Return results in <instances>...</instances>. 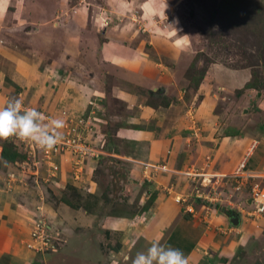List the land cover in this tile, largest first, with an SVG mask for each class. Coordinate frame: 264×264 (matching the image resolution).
<instances>
[{
	"label": "crops",
	"instance_id": "0c3cea01",
	"mask_svg": "<svg viewBox=\"0 0 264 264\" xmlns=\"http://www.w3.org/2000/svg\"><path fill=\"white\" fill-rule=\"evenodd\" d=\"M36 1L29 0L27 3L33 12ZM38 1L48 10L46 24L34 26L25 33L26 39L23 37L19 42L18 34L11 31L6 22L7 16L16 11L9 6H0L3 8L0 10V106L10 98H17L16 93L26 87V93L18 97L23 100L24 106L36 108L47 118H62L65 121L63 114L73 112L76 114L75 120H92L95 123H91L88 138L99 141L102 135L99 133V115L105 108L106 97H111V94L119 97L127 103L126 109L129 110V113L122 116L119 129L126 132L125 137L128 139L144 137V145L139 142L138 146L145 149L146 159L139 162L141 164L146 161L143 166L146 178L152 175L151 179L158 177L165 181L163 185L171 201L166 208L170 211L171 219L176 217L160 243L165 247L180 249L189 264H264V253H258L256 257V252L249 248L261 233L264 213L256 218L248 217L245 212L250 208L249 201L243 207L239 205L236 210L229 206L225 209L212 207L201 204L199 200V205L194 206L197 213L192 215L182 211L178 203L171 199L177 194L186 196L194 193V187L189 186L190 179L183 177L181 174L184 170L180 169L214 172L222 177L217 179L218 185L220 181L225 183L227 180L224 178L227 179L243 161L244 169L259 173L264 183V92L249 88L241 94L233 95L235 90L242 88L250 79V71L245 68L229 69L211 63L198 88L186 101L182 99L185 86L181 73L186 68L182 59L183 48L188 45L183 42L176 48L178 46L173 42L164 43L170 31L177 29L171 25L174 18L165 13L170 22L163 17L164 22L160 25L161 19L159 22L158 19L161 13L164 16V12L159 9L157 11L151 0H105L103 6L99 7L93 0ZM21 6L25 7V4ZM132 10L138 14H131ZM17 33L20 35L21 32ZM54 34L70 40L69 45L61 51L64 63L68 52L80 55L74 67L68 62L62 71L56 66L57 59H47L42 64L41 56H35V53L45 52L46 48L48 52L51 51L47 46ZM153 38L159 48L152 44ZM174 39L175 42L177 39L181 41L180 37ZM37 44L39 46L36 48ZM160 57L169 60H166V65L162 63L164 58ZM86 60L89 61L87 64L83 62ZM148 85H152L149 92L157 91L159 85H163L166 91H162L174 95L178 102L162 110L147 107L149 117L142 121V124L147 125L145 128L141 122L138 124L139 121H133L134 116L130 113L133 105L137 106L138 100L141 101L138 96L140 94L133 93L131 89ZM191 104H195L193 109L190 108ZM240 114L245 117H240ZM161 126L162 134H159ZM193 126L200 129L197 136L193 131L190 134ZM127 127H131V130L128 131ZM171 132L177 133L178 138L182 136L185 142L183 149L187 155L183 160L180 159V145L183 142L178 141ZM187 132L190 135L184 137ZM66 157H61V164H70ZM158 165H165L166 168H156ZM186 178L189 179L188 188L183 189L180 185ZM39 179L43 180L44 177L39 178L38 175L35 181ZM44 182L48 186L47 181ZM42 183H35L36 192L40 194ZM4 185L3 179L0 180V264H56L54 259L75 260L71 258L74 256L70 252L67 253L69 248L66 247L59 254L52 253L57 251L54 241L56 250L46 254L36 252L27 245L31 225L36 217L31 216L28 220L32 205L13 199L4 190ZM53 186L51 188L54 189ZM245 189L235 191L239 193L235 194L233 200L237 205L241 196L244 197L243 204L249 197V191ZM32 192L33 189L29 197L39 196ZM32 197L29 198L31 201L34 200ZM195 201L190 204H195ZM37 202L39 205L40 202ZM51 210L56 214V209ZM57 211L64 218L67 215L66 219L72 223L73 228L86 227L91 221L89 215L73 213L65 205H58ZM233 213L239 216L237 225L229 220ZM51 221L48 223L53 235L55 233Z\"/></svg>",
	"mask_w": 264,
	"mask_h": 264
},
{
	"label": "rangeland",
	"instance_id": "374dc122",
	"mask_svg": "<svg viewBox=\"0 0 264 264\" xmlns=\"http://www.w3.org/2000/svg\"><path fill=\"white\" fill-rule=\"evenodd\" d=\"M28 1L29 0H0V6H9L10 9L13 8L16 11L13 14L11 13V16H9L10 14H7L8 16L6 15V22L11 31H15L14 33L18 34V42L23 40V37L26 39L25 33L33 29L34 26H38L39 23L46 24L48 10L44 4L37 0L35 2V11L37 8L38 11L33 12L27 6ZM104 1L105 0H93L94 4L98 7L100 5L103 6ZM247 1L248 0H151L157 11L159 9L164 12V16H162L161 13V17L158 19V22L161 19L160 25L164 22L163 17L167 20L166 14H171L174 18L171 25L177 29L174 30L175 32L170 31L169 35L164 38V43L168 44V41L173 42L175 46H178L176 48H179L183 42H186V45H188V47L183 48V54L189 55L186 57L183 55L182 57L184 60L183 62L186 63V68L182 70L181 73V79L185 86L183 87L182 99L189 101V95L192 94L193 91L192 89H188L191 83L187 75H191V77L195 78L196 75L199 74H195L196 72L194 71L189 72L191 63H195L196 68L194 69H197V72H200L206 66L208 69L211 63L220 64L229 69H244L240 66L254 63L253 58L249 55L254 53L260 55L258 50L260 48L261 35L264 34V16L255 18L256 12L252 8V5H254V7L260 6L261 4L264 5V0ZM24 4L25 7H22L21 5L24 6ZM215 8H219V11L216 13L213 12ZM1 9L3 8L0 7V10ZM130 13L135 14L137 12L132 10ZM252 17L255 19H252ZM167 21L169 23L170 18ZM51 23L56 25L54 22ZM6 25L7 24H5V26ZM19 31L21 32L20 35L17 33ZM58 31L60 32V30ZM43 34H46V32L43 31ZM174 37H180L181 41L177 39L175 42ZM51 40L52 41H49L47 46L51 51L48 52L47 48L45 52L36 50V52H42V54L35 53V56H41L43 59L41 61L42 64L46 63L45 60L47 59L49 61L57 59L56 66L62 71L65 68V64H68V62L72 63L74 67L80 55L68 52L69 54L65 56V63L61 55V51L65 49V46L69 45L70 40H65L60 34H54ZM152 44L159 48L155 44V38H153ZM38 46L37 44L36 48ZM66 49H69V47ZM146 49L150 48L146 47ZM160 58H164L162 62L164 65L169 61L166 57ZM83 62L87 64L89 61L86 60ZM262 62L264 63V59H262ZM258 68L260 69V76L264 78V67L261 68L260 64ZM245 69L250 71L248 67ZM143 87H134L131 89L133 93L140 94H137L139 98L141 97V101L138 100L137 106L135 104V106L133 105L132 109H130L131 115L134 116L133 121H139L138 124H140V122L142 124V121L146 117H149L147 116L149 113H146L148 108H160L159 110H162L178 102L174 95L162 91H166L163 85H159L158 88L160 89L153 93L152 91L149 92V90H151L149 88L152 87V85H148V87H144V89ZM26 90L27 88L24 87L23 90L21 89L15 96L21 97V95L26 93ZM261 91L264 92V88ZM104 92L108 94L107 91L104 90ZM236 94H241V92L238 93V91L235 90L233 95ZM106 98L105 108L99 115L101 121V131L99 132L102 134L100 135L101 139L99 141L95 140L93 143H98V146L101 148L116 154V158H107L103 155L104 157L97 160H87L86 165H82L83 171L79 173V177L76 179L72 177L71 164H68V162H66L67 164H61L59 166V171L51 168L52 166L49 163L39 166L38 163L34 161V158H40L39 151H27L26 158L13 162V166H7L9 164L0 159V173H2L3 170L5 171L2 173V179L5 182L3 186L4 190H6L8 195L13 199L26 205H29V203L32 205V212L28 220H30L31 216L38 217L39 215L43 216L47 222L52 220L51 223L55 233L52 235V241L57 244V251L52 253L59 254L63 252L66 247L69 248L67 253L70 252V254L74 256L71 258H76L75 260L69 258V261L54 259V263L57 262L56 264H66V262L68 264H131L132 258H134L136 253L144 251L149 246V241L155 239H159L160 241L162 239L164 240L166 233L176 219V217L174 220L171 219L169 214L170 211L168 212L169 209L166 208L169 205L170 199H168L169 194L167 193V188L165 189L163 185L165 181L158 177H152L151 179L152 175L149 176V178L145 177V168H143L146 162L144 161L146 159L144 157L145 149L142 150L138 146L139 142L144 145V137L128 139L125 137L126 132L119 129V126L122 124L120 121L122 116L129 113V110L126 109L127 103L112 94L111 97L108 96ZM152 100L158 105L155 107L152 106ZM194 105L191 104L190 108L193 109ZM75 115L76 114L73 112L63 114L62 117H65V128L80 123V119L75 120ZM67 116H70V118ZM242 116L245 117V115L240 114V117ZM93 122L92 120L89 121L90 124ZM142 126L146 128L147 125L142 124ZM139 127L141 126L139 125ZM129 128L130 129L127 127L126 129L130 131L131 127ZM170 129L172 130V128ZM153 131H155V128ZM158 131L159 134H162V126ZM192 131L196 136L200 133V129L196 126H193L190 134ZM149 134L150 133H148V135ZM171 134L174 135L178 141L180 140V142H183L180 145V152L182 154H180V159L183 160L187 155L183 149L185 142L182 136L181 138L177 137V133L171 132ZM190 134L187 132V135L184 137H188ZM12 140L15 142L17 141L16 144L18 147L23 149V144L19 139L16 140L13 138ZM142 159H144V162L140 164L139 161ZM35 164L38 167H35ZM149 168L150 167H148V169ZM192 169L193 168H190V170ZM180 170L187 171V169ZM50 173H55L52 177L56 179V182L49 176ZM38 175L39 178L44 177L45 180L43 179V181H46L48 176L49 180L57 183V186L53 184V189L46 186L45 183H42L41 179L35 181ZM181 175L186 177V175ZM59 180L60 183H58ZM61 180H63V183H61ZM184 180L185 182L180 185L183 189L186 188L190 182L189 186L192 185L193 187V185H197L199 190L205 191L208 195H212L213 190L211 184L203 187L198 183H193L192 181L188 182L189 179L187 178ZM224 180L227 181L225 183L220 181L218 185L215 184V191H220L221 193L215 196L219 197L221 200L224 199L223 201H212L208 203L201 199L200 203L224 209L228 206L235 207L236 210H238L239 205L241 207L247 205L245 201L243 204V196L239 199L238 205L233 201L237 193L232 186L233 180L229 177H227V179L224 178ZM40 182L42 183L40 186L41 194L36 192L37 189L35 187V183ZM32 189L36 194L38 193L39 196L37 198L36 195H33V197L31 196L32 199H34L31 201V199H29L31 197H29L28 194ZM248 190L249 187L245 189V191ZM186 196H184V198H186L187 203L190 204L194 202L190 194ZM151 198L152 200L150 201ZM36 199L40 202L39 205L36 204L38 203ZM171 199L177 204L174 200L175 198ZM64 201H70L74 205L70 206ZM228 201H231V205H228ZM180 202L178 205L183 211L185 210V206L183 202ZM147 203V209L143 210V206ZM60 204L63 205V207L64 205L67 206L73 213L89 215L91 221L86 227L75 226L76 228H73L72 223L66 219L67 215H65L66 218L59 215L60 213L57 211V207ZM191 205L194 207L199 204L195 201V204ZM248 205L250 206V204ZM52 208H54V210L56 209V214L51 210ZM76 209L78 211H76ZM194 210L195 213H197L195 207ZM165 213H167V215ZM195 213H193V215ZM168 219L169 222H167ZM163 221L164 223H162ZM165 223L166 226H164ZM260 228L261 233H259V235L257 234L258 236H256L251 246L249 244L252 240L248 243L250 246L249 248L256 252V257L258 253H264V225ZM64 243L68 245L64 246ZM50 252V250H47L44 254Z\"/></svg>",
	"mask_w": 264,
	"mask_h": 264
},
{
	"label": "built area",
	"instance_id": "2783aa9c",
	"mask_svg": "<svg viewBox=\"0 0 264 264\" xmlns=\"http://www.w3.org/2000/svg\"><path fill=\"white\" fill-rule=\"evenodd\" d=\"M83 125V126H82ZM91 131V124L87 119H80V123L75 126L64 127L63 130V141L58 144L54 150L51 151H44L40 150L36 145L31 142H20L23 144V152L27 153L30 151H39L40 158H34V161L38 163L39 166L43 164L49 163L53 169H57L59 171V166L61 165V157L63 155H67L66 158H69L70 167L73 174V178L76 179L79 177V173L83 171V166L86 165V161L97 160L99 158L104 157H113L116 158V154L112 153L109 150H105L98 146V143H93L94 140H89V132ZM15 137H11L13 139ZM17 140V138H15ZM15 142V141H14ZM17 143V141H16ZM27 155V154H26ZM35 157V156H33ZM83 165V166H82ZM35 167H38L35 164ZM50 167V166H49ZM156 168L165 169V165H158ZM52 174V175H51ZM55 173H50V177L54 176ZM57 174V173H56ZM183 175H186L187 178L190 179L193 183H198L203 187L208 186L209 184L212 185V195H208L205 191H201L198 189L197 185H193L194 193L191 195L194 200L207 201L211 203L212 201H223L224 199H220L215 195H220V191L216 192L215 184H217V179H219L218 174H214V172L210 171H199L197 169L187 170L186 172H182ZM47 176V175H46ZM233 180V189L234 191L241 192L244 187H249V197L246 198L245 202L249 199L250 208L246 209V215L251 218H256L261 216L264 213V183L262 182V176L254 171H249L244 169V162L241 161L228 176ZM52 184H57L56 179L53 177V181L48 179ZM46 180V181H47ZM47 181V182H48ZM187 197V196H186ZM174 200L179 203H184V209L188 213L192 214L195 213L194 207L186 202V198L183 195H175ZM248 199V200H247ZM228 205H231V201L227 202ZM242 209V208H241ZM53 237L51 234V229L49 227V223L46 219L39 215L33 219L30 231V237L27 240V245L35 250L36 252H45L47 250L55 251L56 247L52 241Z\"/></svg>",
	"mask_w": 264,
	"mask_h": 264
},
{
	"label": "clouds",
	"instance_id": "9594fccd",
	"mask_svg": "<svg viewBox=\"0 0 264 264\" xmlns=\"http://www.w3.org/2000/svg\"><path fill=\"white\" fill-rule=\"evenodd\" d=\"M64 126L62 118H47L36 108L25 107L18 97L0 106V140L15 137L35 144L40 150L51 151L63 141ZM131 264H189V261L180 249L165 247L155 239L149 241L144 251L136 253Z\"/></svg>",
	"mask_w": 264,
	"mask_h": 264
},
{
	"label": "trees",
	"instance_id": "16d2710c",
	"mask_svg": "<svg viewBox=\"0 0 264 264\" xmlns=\"http://www.w3.org/2000/svg\"><path fill=\"white\" fill-rule=\"evenodd\" d=\"M243 1V0H241ZM251 1V0H248ZM247 1V2H248ZM252 5V4H251ZM263 7V8H262ZM252 8L255 10L256 12V17H262L264 16V5H260V6H255L252 5ZM219 11V8H215L213 9V12L216 13ZM254 17H252V19H255ZM259 54L260 55H256L251 54L249 55L251 58H253L254 63L252 64H245L240 66L241 68H249L250 69V73H251V77L250 79L244 84V86L242 88H240L239 90H236L239 92H243L245 89H256L261 91L264 88V78L260 76V69L258 68V66L261 64V68L264 67V63L262 62V59H264V34L261 35V39H260V48H259ZM195 67V63H191V65L189 66V72L194 71L196 72L195 74L199 73L198 75H196L195 78L191 77V75H187V77L189 78V81L191 83V85L189 84L188 89H192L193 91H195L200 82L202 81L204 75H205V71L207 69V66L202 69L200 72H197V69H194ZM187 89V88H186ZM192 91V92H193ZM153 93V92H152ZM155 101L152 100L151 105L152 106H157L158 104L154 103ZM161 105V104H160ZM0 159H2L3 161H5L8 164H12L13 162L21 159L24 160L26 158V153L23 152L18 145L16 144V142H14L12 139H8V140H1L0 143ZM114 152V151H113ZM42 182H44L43 180H41ZM45 183V182H44ZM47 185L49 188H51V186H53V184L48 181ZM152 200V198L150 199V201ZM65 203H67L68 205H74L72 202L70 201H64ZM147 204H145V206H143V210L147 209Z\"/></svg>",
	"mask_w": 264,
	"mask_h": 264
},
{
	"label": "water",
	"instance_id": "95a60500",
	"mask_svg": "<svg viewBox=\"0 0 264 264\" xmlns=\"http://www.w3.org/2000/svg\"><path fill=\"white\" fill-rule=\"evenodd\" d=\"M250 201V199L248 200ZM232 224L237 225L239 223V216L237 213H233L229 219Z\"/></svg>",
	"mask_w": 264,
	"mask_h": 264
}]
</instances>
